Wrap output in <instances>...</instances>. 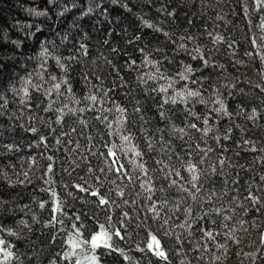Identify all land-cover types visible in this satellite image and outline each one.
<instances>
[{
    "label": "snow or ice",
    "instance_id": "snow-or-ice-1",
    "mask_svg": "<svg viewBox=\"0 0 264 264\" xmlns=\"http://www.w3.org/2000/svg\"><path fill=\"white\" fill-rule=\"evenodd\" d=\"M153 2L154 0H65L64 5H61L60 0H44V4L51 5L52 10L61 8L56 13L57 20L69 11L67 4L71 3V7L79 11L78 19H88L97 24L106 23L109 28L108 36L115 32L120 23L119 20L113 21L111 18L112 6L132 13L130 4L140 7ZM226 2L227 0H181L180 4L171 7L163 4L157 8L158 13L166 16V19L157 23H152L143 16L139 17L143 26L151 31L131 35L125 43L142 55L141 64L150 65L154 71L147 74L138 73L136 79L145 86L142 89L145 99H137L130 108L128 105L118 104L113 95L117 89L127 88L128 82L121 75L125 67L129 70L137 69V60L128 56L126 49L123 53V65L105 57L109 72L102 76L95 69H88L87 63L83 61V57L88 56L87 45L79 39L71 43V29H57L54 35L59 38V44L44 37L35 55L27 57L29 60H38L39 63L34 65L32 71L25 70L24 76H18L16 79L22 81V85H13L11 91L23 93L20 103L26 105L30 115L27 117V126H19L26 132L38 134L35 147L42 149L39 156L47 163L41 166L37 157L30 155L29 170L15 173V181L9 178L8 186L32 184L30 172L35 175V171H40L37 179L46 186L40 191L48 194L49 199L36 203L41 211L47 210L49 215L47 219L41 220L33 212L31 222L21 218L15 230L8 231L19 238L26 236L24 229L31 232L36 224L52 229L49 243L56 245V250L49 256L47 264H103L105 255H113L114 264H130L132 257L126 254L119 242H127L133 236H139L140 232L144 233V238L139 242L133 240V243L135 250L142 254L140 259L146 260L147 264H175L174 258L179 260V264H195L205 259L203 253L210 251L212 264H222L221 258L227 257L229 245L217 240V237L223 236L226 241L240 243V239L235 235V218L230 214L232 209L225 207L223 197L226 195L224 189L228 183L234 186L239 183L228 178L225 168L244 169L245 165L234 163L230 157L224 155L229 148L223 141L232 139L233 127L238 126L233 124L226 129L216 126L220 118H230L234 113L228 110L220 91L221 87L228 85L217 86L212 81V72H226L227 69L224 64L214 60L219 48L208 47L201 42V38L207 36L212 38L213 45H218L224 41V37L210 31L206 23L201 31L194 22V18L203 16L208 7L222 6ZM168 3H171V0H168ZM184 3H198L205 11L197 13L184 10L186 26L180 28L176 21L180 14L178 9L182 10ZM241 3L242 12L249 25L264 33V0H241ZM29 11L30 14L51 19L50 9L47 7L41 11ZM250 12L261 14L258 16V25L252 24ZM215 18L223 19V15L217 12ZM165 25L168 30H165ZM24 27L30 28L31 25ZM72 28L79 29L80 34L87 38L88 33L78 21H73ZM121 31L127 33L128 30L122 27ZM40 32L41 30L37 29L36 33L30 32L28 36L36 38ZM4 39L0 34V73H4L8 66L3 58V51L8 48L3 42ZM249 40L251 47L258 50L255 55L264 62V35L252 33ZM153 41H158L165 47L171 45L175 51L186 52L191 60L198 63H182L180 69L171 72L165 67L164 61L168 60L169 64H172L175 58L169 59L166 55L160 59L151 58L152 52L164 51L163 47H151ZM11 43L14 47L10 51L15 54L21 43ZM69 43L71 47H65ZM102 43L109 44V40L104 39ZM231 47L232 43H229V48ZM61 48L63 51L60 54L53 55V51H59ZM111 52L117 56L121 55L120 49L116 47H112ZM244 55L252 56L254 53L245 51ZM50 58L54 60V65H49ZM10 59L15 60L16 56L12 55ZM92 63L95 64V61ZM235 63L243 64V61ZM77 65H80L77 81L91 86V90L79 99L76 98L72 76V73L77 71ZM209 69L212 71H208ZM109 77L111 80L105 85ZM260 77L254 87L264 93V72L260 73ZM93 78L99 81V87L93 83ZM8 79L11 80L12 77L9 76ZM149 81L153 82L150 86ZM148 101L152 103L149 104ZM69 102L83 106L69 107ZM9 104L7 90L0 89V113L6 112ZM197 104L205 105L206 111L203 114L196 110ZM153 107L155 113L148 115ZM36 112L54 114L55 119L52 115L47 118L37 116ZM89 112L93 114L92 118L97 125L102 126L104 130L102 150L99 152L92 151L96 147L94 143L91 148L80 143L81 138L86 142L96 139L90 132L85 131L89 128V123L81 114ZM178 112L182 113L179 123L176 122ZM257 114V107H253L251 114L246 118L255 121ZM69 116L74 117L70 127L67 119ZM21 118L23 114L16 117ZM38 125L46 126L47 131L42 132ZM53 125L59 126L60 130L57 131ZM261 128L264 129V125ZM250 131L252 129H241L242 133ZM177 140L180 141L179 144L175 143ZM209 140L213 143L210 144ZM53 141L55 145L61 146L58 150L78 154L84 160H88L91 155L97 160L95 166L88 164L86 175L79 177L77 182H65L60 185L63 192L58 191L56 187L54 156L45 155L53 146ZM233 143L236 148L255 153L252 163L259 164L264 170V137L242 135L240 140ZM68 145L73 147H67ZM3 147L9 151L14 149L12 144ZM82 147L88 155L81 154ZM235 154L239 156V152ZM74 163L79 167L78 163ZM74 170L73 168L72 171ZM64 171L71 176L69 169ZM234 174L239 176L238 172ZM2 175L5 174L0 172V176ZM220 177L225 179L220 181ZM253 184L256 187H252ZM157 193L160 195L157 196ZM132 195L142 197L141 203L138 204L136 199H129ZM89 196L94 198L90 202V212L73 209L69 214L68 197L74 201L89 203L85 199ZM235 199L228 197V203L233 204ZM143 200L148 203L144 205ZM243 200L248 201L251 210L256 213L264 211V175L249 182L247 195ZM10 203L0 197V211H4V205ZM238 206L245 213L249 211V207H245L242 202ZM24 207L29 212L32 211L29 205L25 204ZM132 207L137 209L135 213ZM141 207L144 208L143 212L139 210ZM27 215L26 212L25 216ZM65 219L68 220L67 224ZM252 222L255 223V218ZM246 223L248 221H239L240 229L247 231L244 228ZM4 229L5 225L0 222V232ZM192 241L196 243L193 245ZM209 244L214 247H209ZM260 244L264 245V231L260 232ZM131 250L129 246V251ZM191 252L196 255L190 256ZM244 255L253 260L264 258V250L260 251L259 257L256 253ZM14 259L19 257L8 242L0 239V264H10ZM35 259L39 257L36 256Z\"/></svg>",
    "mask_w": 264,
    "mask_h": 264
},
{
    "label": "trees",
    "instance_id": "trees-1",
    "mask_svg": "<svg viewBox=\"0 0 264 264\" xmlns=\"http://www.w3.org/2000/svg\"><path fill=\"white\" fill-rule=\"evenodd\" d=\"M82 2V0H78ZM65 0H60V4L64 5ZM181 0H171V3H168V0H154L152 4L141 5L140 7L135 6V4H130L133 8L132 13H127L126 10L121 9L116 6H112L111 18L113 21L119 20V25L116 26L115 32L108 36L107 32L109 30L106 23L97 24L94 21L88 19H78L79 11L71 7V3L67 4L69 11L65 13L63 17L57 20L56 13H58L61 8H55L52 10L51 5H45L44 0H0V34H2L4 39V44L8 45V48L3 51V58L7 61V68L4 73H0V89L7 90L8 99L10 104L6 112L0 113V172L5 175L0 176V197L4 200L10 201V204L4 205V211H0V222L5 225L3 232H0V239H4L9 243L12 250L16 253L19 259H14L10 264H47L49 256L56 250V245L49 243V234L53 231L49 228H42L41 225L36 224L33 226V230L28 232L27 229H24L26 236H13L9 233L8 229L15 230L16 225L19 224L21 218L28 219L31 222L30 217L33 212H35L41 220L47 219L49 212L47 210L41 211L38 208L36 201L39 200H48L49 196L45 192L40 191L41 188L46 187L43 182L37 177L40 175V171H35V175L30 172L32 178V184L27 186L17 185L16 187L8 186V179L11 178L15 181V173L29 170V156H36L38 162L41 166L45 165L47 161L40 158L39 153L42 149L35 147L38 134H32L26 132L24 128H21L19 125L23 124L27 126V117L30 115L26 105L21 104L20 101L23 98V93L17 94L11 91L13 85L21 86L22 81H17L18 76H24L25 70L32 71L34 65L39 63L38 60H29L28 56H34L38 50L39 43L44 37H48L49 40H55L59 44V38L54 35L57 29H62L68 31L71 29L70 40L71 43H75L77 39L87 45L88 56L83 57V61L87 63L88 69H95L98 74L104 76L109 72V66L105 61V57L112 59L115 63L119 65L124 64V51L127 50L128 56L132 59L137 60V69L129 70L125 67V70L121 72V75L127 80V88L117 89V92L114 93V98L118 104L128 105L129 108L132 104H135L136 100L139 99L144 101L145 97L142 94V89L145 87L143 84H140L136 77L138 73L147 74L154 71L150 65L141 64L143 59L142 55L135 50L134 47L126 45L125 41L135 34L149 33L151 30L145 28L142 22L139 20L140 16H143L144 19L149 20L152 23H157L159 20L166 19L165 14L158 13L157 8L161 7L163 4H167L168 7H171L175 4H180ZM242 3L241 0H227V2L222 6H213L206 9V13L203 16H198L194 18V22L197 27L203 31V25L206 23L208 29L222 35L224 41L218 45H213L211 43V37L204 36L201 38V42L207 44L208 47L219 48V51L215 53L214 60L220 64H224L227 71L220 72L219 70L212 72V81L217 85L227 84L228 87H221L220 91L223 94L225 104L228 107V110L234 115L232 117H222L220 118L217 127L228 128L231 125H237L238 127H233L232 130V139L223 141L225 145L229 148V151L224 155L230 157L234 163H239L245 165L244 169L240 168H225V173L227 174L230 180H237L238 186H234L231 183H228L225 186L226 195L223 197L225 207L231 208V215L235 218V227L237 231L235 233L236 237L240 239V243L236 244L230 240L226 241V238L223 236L217 237V240L221 242H227L228 255L227 257H222V264H264V258H256L253 260L250 257H245V253H256L257 257L260 256V251L264 250V245L260 244V232L264 231V211L261 213H256L251 210L248 201L243 200V197L247 195V186L253 178H258L260 175H264V170L261 169L259 164H253L252 159L256 155L250 151H246L240 148H236L233 141L240 140L242 135H252L264 137V129L261 128L264 125V93H260L254 85L260 81V73L264 72V62H261L259 56L255 55L258 51L253 49L250 44L249 36L252 33L256 35H264L261 33L258 28H254L249 25L248 20L242 12ZM47 7L50 9L49 15L51 19L46 17L36 16L30 14V9L35 11L44 10ZM187 10L190 12H202L205 11L202 6L198 3L189 4L184 3L183 9H178L179 18L176 21V24L183 28L185 27V17L183 11ZM217 12L223 15V19H216ZM252 24L258 25L259 19L258 16L260 13L250 12ZM103 19V18H101ZM170 19V18H169ZM73 21H78L83 25L84 31L88 33L87 38L83 37L80 34L79 29H73ZM25 25H31L30 28H25ZM127 28V33H123L121 28ZM37 29H40L41 32L37 34L36 38L28 36V33H36ZM165 30H168V26L165 25ZM27 37V38H25ZM104 39L109 40V44H103ZM163 40V37H161ZM12 41H18L21 43V47L16 49V53H11V48L14 45ZM71 43L65 45V47H71ZM229 43H232V47L229 48ZM163 47V53L152 52L151 58L160 59L163 56H167L169 59H174V63L169 64L168 60L164 61L165 67L169 71L174 72L180 69L182 63H192L195 65L198 61L191 60V57L188 53L183 51H175L174 48L169 45L165 47L163 44L158 41H153L151 47ZM116 47L120 49L121 55L117 56L116 53L111 52V48ZM63 51L61 48L59 51H53V55H58ZM245 51H251L254 53L252 56L244 55ZM233 52L235 53L233 55ZM19 53H24V55H19ZM12 55L16 56L15 60L10 59ZM95 61V64L92 63ZM236 61H243V64H236ZM49 65H54V60L49 59ZM15 64V67H13ZM235 64V67L233 65ZM77 71L72 73L73 76V88L75 90L76 98H80L82 95L88 93L91 90V86L82 81H77L76 77L79 73L80 65L76 66ZM208 71H212L209 69ZM59 74V73H57ZM207 74V72L205 73ZM11 76L12 79L9 80L8 77ZM224 77H227L225 79ZM237 77L239 78L237 80ZM146 78V76H145ZM111 80L109 77L108 81H105L107 85ZM251 81V83H249ZM93 83L97 84L99 87V81H96L93 78ZM161 83H163L161 81ZM208 83L207 81L205 82ZM153 82L149 81V86ZM125 92H130V95H124ZM151 104V101H148ZM83 105H75L69 102V107H82ZM211 105H209L210 107ZM180 108L181 106H174ZM257 107L258 114L255 121L248 120L247 115L251 114V109ZM243 109V111H241ZM196 110L203 114L206 111L205 105L197 104ZM155 113V107L148 113V115H153ZM23 114V118L16 119ZM37 116H44L47 118L49 115L53 116L54 114L50 113H35ZM83 118L88 120L89 128L85 129L86 132H90L96 137L93 141H84L80 139L81 145L87 144L88 148L92 147L94 143L95 148L92 149L93 152H99L102 150V137L104 135V130L102 126H98L97 123L93 120L92 113L81 114ZM69 127L74 117H67ZM182 119V113L178 112V118L176 120L179 123V120ZM255 125V127H254ZM39 126V125H38ZM57 128V131L60 130L59 126L53 125ZM41 127V131H47L46 126ZM241 129H252L250 132H241ZM135 130V129H134ZM210 144L213 143L212 140L208 141ZM53 146L46 151L45 155H53L56 161L55 168L56 173L54 179L57 181L56 187L58 191L63 192V189L60 187L65 182H77L78 178L86 175L87 166L91 163L93 166L97 164L95 157L89 155L88 160L80 158L78 154H70L67 151L58 150L61 148L60 145H55L54 141L52 142ZM176 144H179L180 141H175ZM12 144L14 149L9 151L7 148L3 147L4 145ZM32 144V147L29 145ZM67 147H73L68 145ZM239 152V156L235 153ZM81 154L88 155L84 151L83 147L81 149ZM79 164V167H76V164ZM75 169L72 171V169ZM64 169H69L71 171V176L68 172H65ZM42 171V168H41ZM238 172L239 176H236L234 173ZM186 175V173H185ZM220 181H223L225 177H220ZM120 183V181H118ZM107 187V183L105 184ZM219 187V183L217 185ZM252 187H256L255 184ZM84 195V194H78ZM160 194L157 193V196ZM228 197H235L233 204L228 203ZM86 201L89 203H83L81 201H74L71 197L67 198L68 212L72 213L73 209L77 210H87L91 211L92 206L90 202L94 199L93 197H86ZM129 199H136L137 203L140 204L142 197L132 195ZM243 203L245 207H249V211H245L239 207L240 203ZM148 202L143 200V204L146 205ZM27 204L31 208V212L24 207ZM130 207V206H129ZM127 210V207L125 208ZM141 212L144 211V208L139 209ZM133 213L137 211L135 207H132ZM28 213L25 216V213ZM253 218H255V223L253 224ZM245 220L248 221L244 225V228L247 231L240 229L239 221ZM65 223H68V220L65 219ZM179 231V230H178ZM199 235V234H197ZM144 238V233L140 232L139 236H133L132 239H129L127 242H119L120 246L125 249L126 254L132 257L130 264H147V261L140 259L142 254L135 250V244L133 240L139 242ZM196 242L192 241L194 245ZM201 243H205L201 241ZM129 246H131V251H129ZM187 247V245H186ZM209 247H214L209 244ZM190 256L196 255L195 252L189 253ZM205 259L203 261H197L195 264H212V252L203 253ZM38 256L39 259H35ZM31 258V259H30ZM175 264H179V260L174 258ZM103 264H114L113 255H105ZM122 264H129V262H122ZM163 264V262H161Z\"/></svg>",
    "mask_w": 264,
    "mask_h": 264
}]
</instances>
